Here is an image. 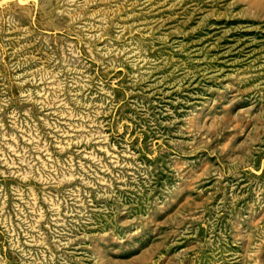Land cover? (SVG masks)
Here are the masks:
<instances>
[{"label":"rangeland","instance_id":"1","mask_svg":"<svg viewBox=\"0 0 264 264\" xmlns=\"http://www.w3.org/2000/svg\"><path fill=\"white\" fill-rule=\"evenodd\" d=\"M0 264H264V0H0Z\"/></svg>","mask_w":264,"mask_h":264}]
</instances>
